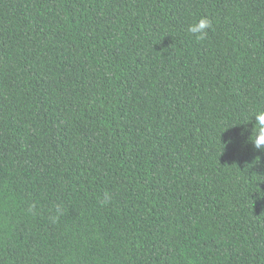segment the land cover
<instances>
[{
  "label": "trees",
  "instance_id": "obj_1",
  "mask_svg": "<svg viewBox=\"0 0 264 264\" xmlns=\"http://www.w3.org/2000/svg\"><path fill=\"white\" fill-rule=\"evenodd\" d=\"M258 109L264 0H0V264H264Z\"/></svg>",
  "mask_w": 264,
  "mask_h": 264
},
{
  "label": "clouds",
  "instance_id": "obj_2",
  "mask_svg": "<svg viewBox=\"0 0 264 264\" xmlns=\"http://www.w3.org/2000/svg\"><path fill=\"white\" fill-rule=\"evenodd\" d=\"M212 26V22L206 16L200 17L187 26V33L195 38L197 42L203 41L207 36V30ZM254 123L249 137L250 142L256 150L264 151V109H258L254 114ZM226 146V145H225ZM112 200L110 193L105 192L104 198L100 201L101 206H106ZM31 211V208L29 209ZM60 208L57 207V215L50 217L53 223L58 221Z\"/></svg>",
  "mask_w": 264,
  "mask_h": 264
}]
</instances>
